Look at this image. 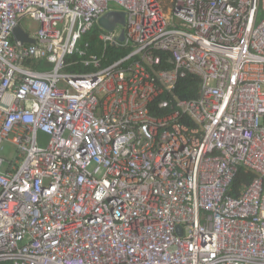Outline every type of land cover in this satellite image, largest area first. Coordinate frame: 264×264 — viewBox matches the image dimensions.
<instances>
[{
  "label": "built area",
  "instance_id": "built-area-1",
  "mask_svg": "<svg viewBox=\"0 0 264 264\" xmlns=\"http://www.w3.org/2000/svg\"><path fill=\"white\" fill-rule=\"evenodd\" d=\"M9 138L0 264H264V0H0Z\"/></svg>",
  "mask_w": 264,
  "mask_h": 264
},
{
  "label": "rangeland",
  "instance_id": "rangeland-1",
  "mask_svg": "<svg viewBox=\"0 0 264 264\" xmlns=\"http://www.w3.org/2000/svg\"><path fill=\"white\" fill-rule=\"evenodd\" d=\"M126 12L114 3L109 4L108 10L98 19L97 27L100 31L105 32H118L121 30L126 23ZM21 28L25 31L33 34L39 27L38 23L25 18L20 23ZM42 144H45V137L39 135ZM11 138L9 141H3L1 146L2 150L0 151V156L8 161H13L16 158V148L11 143Z\"/></svg>",
  "mask_w": 264,
  "mask_h": 264
},
{
  "label": "trees",
  "instance_id": "trees-1",
  "mask_svg": "<svg viewBox=\"0 0 264 264\" xmlns=\"http://www.w3.org/2000/svg\"><path fill=\"white\" fill-rule=\"evenodd\" d=\"M161 4L166 10L171 5V0H161ZM92 35H95V31ZM175 93L181 100H192L197 98V81L191 78L180 79L177 83ZM254 177L255 175L253 173L240 168L233 180L229 194L237 197L245 187L251 184Z\"/></svg>",
  "mask_w": 264,
  "mask_h": 264
},
{
  "label": "water",
  "instance_id": "water-1",
  "mask_svg": "<svg viewBox=\"0 0 264 264\" xmlns=\"http://www.w3.org/2000/svg\"><path fill=\"white\" fill-rule=\"evenodd\" d=\"M124 36V32L122 30L121 35H120V40L122 41ZM13 37L15 40H17L20 43H28V44H33L34 43V39L30 38L28 36V34L24 33V31L22 30V28L20 27V25H17L14 29H13ZM176 232L181 235V229L180 227L176 228Z\"/></svg>",
  "mask_w": 264,
  "mask_h": 264
}]
</instances>
